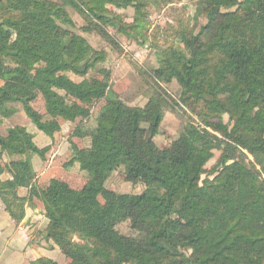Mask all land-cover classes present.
I'll use <instances>...</instances> for the list:
<instances>
[{
    "label": "trees",
    "instance_id": "16d2710c",
    "mask_svg": "<svg viewBox=\"0 0 264 264\" xmlns=\"http://www.w3.org/2000/svg\"><path fill=\"white\" fill-rule=\"evenodd\" d=\"M194 1L197 18L207 21L198 32L185 21L150 32V3L182 0H0V124L18 103L53 141L62 123L75 124L72 137L90 144L66 167L91 176L81 189L59 179L37 189L33 161H44L50 148L15 127L0 135V200L20 224L28 203L20 192L34 186L44 241L70 264H264V0ZM109 6L133 8L132 23ZM68 9L85 20L84 33L114 43L113 28L150 45L158 66L145 107L125 114L103 67L107 53L72 32ZM174 81L178 98L163 87ZM40 98L44 115L34 107ZM169 110L183 123L161 147L156 139ZM214 150L221 152L214 177L202 180ZM120 159L127 179L145 186L141 194L106 187ZM124 222L137 237L119 233Z\"/></svg>",
    "mask_w": 264,
    "mask_h": 264
},
{
    "label": "rangeland",
    "instance_id": "374dc122",
    "mask_svg": "<svg viewBox=\"0 0 264 264\" xmlns=\"http://www.w3.org/2000/svg\"><path fill=\"white\" fill-rule=\"evenodd\" d=\"M107 10L112 14L119 15L129 23H132L135 17V10L133 8L125 10L109 6ZM68 12L76 24V28L72 29V32L86 39L95 50L105 51L107 53V62L103 67L111 72L112 91L123 101L125 114L128 115L131 110L136 107H145L148 102L146 94L150 92L154 86L152 73L158 66L154 51L150 48V45H141L133 40H128L122 34L117 33L113 28H108V31L114 43L107 42L95 32L90 34L84 33L81 31V28L86 25L85 20L73 9H68ZM147 14L149 16L148 22L150 23V32H153L157 28L161 31H165L169 25H175L179 21L184 24L185 22L191 23L195 32H198L207 22L206 19L200 17V15L197 18L196 2L194 0H182L181 4H174L166 7H159L150 3ZM159 43L163 44V39H160ZM163 87L172 98L179 97L180 87L175 81L171 84L163 85ZM104 104L105 101H102L95 107L92 119L87 123L88 127L91 128L94 126L95 115L104 107ZM9 107L10 111L14 112V114L2 121L0 124V135L7 136L8 132L15 127L26 128L30 133L34 134L35 144H38L37 146L39 148H50L44 161L37 158L33 161V166L35 163L40 166H36L38 170L36 171L37 180L34 186L38 189L39 187L47 186L52 179H59L67 182L74 189L83 188L91 178L90 174L86 171H81L78 165L66 167V164L70 161L73 152L89 146V138H73L72 132L76 128V125L62 123V131L57 135L54 141L50 139V145L46 146L43 140H35L36 132L39 131L34 127L30 118L26 115L23 106L18 103L12 104ZM34 107L40 114L44 115L46 113L44 101L41 98L35 102ZM181 116V114L178 115L170 110L165 113L160 126L159 135L156 139L158 145L161 147L171 145V142L177 138L183 123ZM224 119L225 122H228L227 116ZM142 130H145L144 126ZM143 131L139 134V139L141 141L144 139ZM212 154V158L205 165V174L202 180L208 178L212 179L214 177V171L220 160L221 152L214 150ZM249 158L250 160L252 159L251 157ZM7 160L8 159H5V162H8ZM125 166V160L120 159L114 173L107 181L106 187L119 194H141L145 190V186L141 182L129 181L125 174ZM117 230L120 234L127 237L138 236L137 233L131 230L129 222L119 224Z\"/></svg>",
    "mask_w": 264,
    "mask_h": 264
},
{
    "label": "crops",
    "instance_id": "0c3cea01",
    "mask_svg": "<svg viewBox=\"0 0 264 264\" xmlns=\"http://www.w3.org/2000/svg\"><path fill=\"white\" fill-rule=\"evenodd\" d=\"M37 139L43 140L46 146L51 143L50 138L41 132H36L35 140ZM37 165L39 166L34 164L35 171L38 170ZM20 195L28 196L26 215L20 224L11 219L0 200V264H33L41 258L54 260L58 264H69L60 250L51 249L44 241L47 221L36 188L33 186L28 190H21Z\"/></svg>",
    "mask_w": 264,
    "mask_h": 264
}]
</instances>
